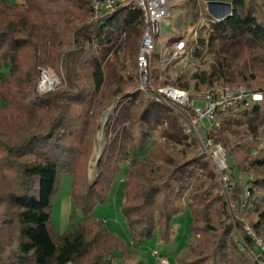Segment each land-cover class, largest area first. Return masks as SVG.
I'll use <instances>...</instances> for the list:
<instances>
[{"label": "trees", "instance_id": "16d2710c", "mask_svg": "<svg viewBox=\"0 0 264 264\" xmlns=\"http://www.w3.org/2000/svg\"><path fill=\"white\" fill-rule=\"evenodd\" d=\"M231 3V14L211 24L208 42L198 36L196 54L202 55L205 48L213 52L224 47L221 57L227 62V45H234L238 50L231 61L234 80L245 79L264 90V72L251 69L257 68L256 62L249 66V58L255 56L250 49L253 40L264 52V4L260 0ZM57 13L61 18L54 25L62 30L55 56L64 83L39 93L40 39L46 37L45 26ZM90 13V0H0V74L3 64L9 62V71L0 75V264H114L119 251L126 259L124 264H143L136 260V252L92 213L126 161L122 211L132 237L139 242L155 234L168 239L172 217L182 212V199L189 193L194 205L191 229L203 239L197 237L190 243L179 255V263L259 264L250 254L255 246L245 226L232 216L219 193L216 175L207 186L199 183L192 187L190 179L181 183V176L191 173L203 156L170 146L171 140L180 139L170 126L165 140L153 138L160 123L158 111L172 110L182 120L180 109L157 103L138 88L120 101L118 88L97 95L105 88L106 76L96 60L95 41H102L100 48L111 43V36L120 27L115 17L120 19L132 33L126 45L116 50L117 61L127 70V62L132 60L129 70L138 71L142 11L122 7L100 21H93ZM26 56L30 57L29 63L25 62ZM194 77L197 88L215 80L213 72L205 69ZM87 78L90 84H86ZM134 96L142 102H129ZM94 104L97 111L101 106L115 105L110 119L114 127L107 129L108 145L98 162L97 177L89 181L86 170H81V157L84 142L91 134L89 110ZM230 110L219 118L221 128L211 127L208 132L225 145L227 136L222 133L228 125L232 142L227 145V157L235 180L232 200L238 202L244 195L246 185L239 181L243 174L251 192L249 215L264 238V102L254 105L251 111L244 109L241 121L224 120ZM250 115L260 119L249 123ZM121 125L122 129L116 131ZM61 170L73 173L72 199L82 218L58 233L52 227L51 208ZM253 204L256 213L252 212Z\"/></svg>", "mask_w": 264, "mask_h": 264}, {"label": "rangeland", "instance_id": "374dc122", "mask_svg": "<svg viewBox=\"0 0 264 264\" xmlns=\"http://www.w3.org/2000/svg\"><path fill=\"white\" fill-rule=\"evenodd\" d=\"M12 1V0H9ZM58 1V0H55ZM87 1V0H86ZM211 0H169L170 4V15L162 24L161 39L163 44L160 42L156 45V50L154 53V61L156 70L157 66L159 68V58L161 54H169L166 50L165 42L169 41L168 37H173V35L189 34L191 38H196L202 36L208 42V38L212 33L211 28L208 26H201L200 19L202 16H207L211 14L208 10V2ZM232 2V0H221ZM264 4V0H260ZM88 4H84L87 8ZM61 18V15L57 13L54 18L47 23L45 26V38L40 39L39 45V57L40 62L38 63L39 69V80L37 85V90L39 93H45L49 90L55 89L56 87L64 83V78L62 73L58 72V63L56 60L57 52V42L59 40V31L62 30L61 26L55 27V23ZM115 22L120 24L119 29L111 36L113 41L111 43H106L101 46V42L95 41L94 52H96V60H99L104 68L106 81L105 88L100 90L97 95H107L110 94L115 88L120 89L118 93V100H125L128 94L133 95L138 88V71L131 72L129 69L132 65V60L127 62V70L122 69L117 61L116 50L120 47L126 45L128 39L131 36V31L124 28L121 24V20L115 17ZM200 25V26H198ZM198 28V30H197ZM113 31L108 28L107 33L111 34ZM137 33V32H136ZM142 38V37H141ZM193 39L189 41L192 45V50L189 58L184 63L174 64L169 66L164 74L163 81L171 84H187V87H195V74L200 73L202 70H211L214 74L215 80L213 83H236L234 80V75L231 68V61L238 55V50L234 45H227L229 48L228 54L229 60L223 62L221 53L224 47H218L213 52H208V48L203 50L202 55H197L196 50L198 45L192 44ZM192 42V43H191ZM250 49L254 52V58L250 57L249 66L251 67L253 62H256L257 68H252L253 71L264 72V52L259 50V44L257 41L253 40L250 43ZM90 52V51H89ZM93 51H91L92 55ZM25 62H30V57H25ZM89 70V69H88ZM9 71V62L3 64L1 74H5ZM46 71H52L58 77V82L51 86L50 88H42V79ZM90 75V73H89ZM224 76L225 79L221 77ZM221 78V79H219ZM242 80V79H241ZM245 80V79H244ZM86 84H90L89 78L86 79ZM209 84H204L207 86ZM102 91V92H101ZM145 99V98H144ZM1 101V98H0ZM129 101V99H127ZM100 101L96 100V104ZM129 102L134 104L141 103L140 97H133ZM131 103V104H132ZM127 105H123L126 107ZM253 108H246L251 111ZM98 110V108H97ZM94 106L89 110V116L93 124L91 125V134L89 138L84 142L83 152L81 157V170H86V178L91 181L97 177L98 172V162L102 157L106 146L108 145L106 132L107 129H112L114 127L113 123H110L111 117L114 115L115 105L100 107V111H97ZM96 111V112H95ZM244 109H232L224 115V120L230 121L239 120L241 121L240 114ZM160 116V123L158 129L153 132V138H159L165 140V131L170 126L174 130L176 129V136L179 137V142L170 141V146L178 150L180 148H185L190 155L197 153V143L192 136H185V131L183 129V124L181 117L174 111H158ZM259 117L255 115H250L248 117V122L251 123L255 120H259ZM201 123L206 126V128L211 127V120L209 118H203ZM86 124V121L83 123ZM123 125L119 128L116 127V131L122 129ZM172 131L174 132V130ZM222 135L227 136L226 144L223 146L227 150L228 146L232 142V134L228 125L223 130ZM113 138V137H112ZM253 152V151H252ZM127 162L122 163L121 170L114 177L111 189L104 198L103 201H98L93 208V215L100 221H102L110 231L116 233L119 238L125 243L129 250L136 252V257L141 260L143 264H160L157 258L152 254V250L156 249L161 254L168 256L167 264H180L178 257L179 255L188 249L190 243L194 242L197 237L202 238V236H197L191 229V222L193 219L192 199L189 197V193L185 194L182 199V212L174 215L171 220L172 231L168 239H160L157 234L152 237L144 238L142 242L136 240L131 235V231L125 220L122 203L125 198V181L127 171ZM208 160L203 157L197 164L191 173L183 174L181 176V183L185 182L187 179L192 181L191 186L195 187L199 183H203L206 186L212 181L213 176L216 175V180L218 181V174L211 165L207 166ZM249 177L256 178L254 174H249ZM73 173L70 171L61 170L58 177V188L53 197V204L51 208V218L52 227L58 232L62 233L68 228L69 225L81 220L82 215L79 210H76L74 202L72 199V184H73ZM80 181L78 182V184ZM77 184V185H78ZM217 185V188H218ZM252 212L256 213L255 204L252 205ZM67 225V226H66ZM135 240H134V239ZM133 240V242L131 241ZM136 258V260H137ZM126 262L125 257L119 251L115 254L113 259L114 264H124Z\"/></svg>", "mask_w": 264, "mask_h": 264}, {"label": "built area", "instance_id": "2783aa9c", "mask_svg": "<svg viewBox=\"0 0 264 264\" xmlns=\"http://www.w3.org/2000/svg\"><path fill=\"white\" fill-rule=\"evenodd\" d=\"M122 7L141 10L144 18L143 34L137 54L138 89L157 103L180 109L185 134L196 138L197 152L207 158L218 174L220 195L226 199L232 216L245 226L246 234L255 246V249L250 251L251 256L259 264H264V238L255 228L249 215L251 192L245 182V176L239 175V181L246 185L244 195L240 201H234L232 195L235 180L229 171L226 148L208 132L211 127L221 128L219 118L225 111L246 109L264 102V90L250 85L244 79L232 84L212 83L201 88H182L163 81L169 66L182 62L186 64L193 51L189 41L193 39L191 43L196 45L198 37L191 38L189 34L183 33L168 37L169 41L165 42V46L169 54H161L159 68L157 66L154 70L156 45L160 41L164 43L161 39L162 24L170 15L169 0H90V18L100 21L112 17ZM216 7L220 10L222 5L216 4ZM216 20L218 19L212 14L202 16L200 25L211 28V24ZM203 118L211 120L210 128L201 123ZM152 254L160 264L168 263L167 255L156 249L152 250Z\"/></svg>", "mask_w": 264, "mask_h": 264}, {"label": "water", "instance_id": "95a60500", "mask_svg": "<svg viewBox=\"0 0 264 264\" xmlns=\"http://www.w3.org/2000/svg\"><path fill=\"white\" fill-rule=\"evenodd\" d=\"M216 4L222 5L223 9L218 10L216 7ZM232 9V3L228 1H217V0H211L208 2V10L209 12L215 16L216 18H224L225 15Z\"/></svg>", "mask_w": 264, "mask_h": 264}, {"label": "bare ground", "instance_id": "6f19581e", "mask_svg": "<svg viewBox=\"0 0 264 264\" xmlns=\"http://www.w3.org/2000/svg\"><path fill=\"white\" fill-rule=\"evenodd\" d=\"M217 1H221V0H217ZM221 9H223V11H224L223 7ZM230 14L231 13H227L225 15V17H227ZM217 19L219 20V18H217ZM57 82H58V77L56 76V74H54L52 71H46L44 73V76H43V79H42V83H41L42 84V88H44V89L50 88L51 86H53Z\"/></svg>", "mask_w": 264, "mask_h": 264}, {"label": "crops", "instance_id": "0c3cea01", "mask_svg": "<svg viewBox=\"0 0 264 264\" xmlns=\"http://www.w3.org/2000/svg\"><path fill=\"white\" fill-rule=\"evenodd\" d=\"M9 1V0H8ZM25 0H12L11 2H16V3H22L24 2ZM67 226V225H66ZM133 242V240H131ZM138 260V258H137Z\"/></svg>", "mask_w": 264, "mask_h": 264}]
</instances>
